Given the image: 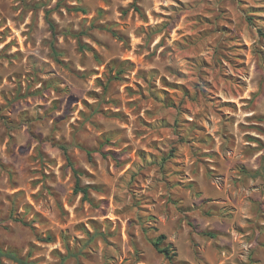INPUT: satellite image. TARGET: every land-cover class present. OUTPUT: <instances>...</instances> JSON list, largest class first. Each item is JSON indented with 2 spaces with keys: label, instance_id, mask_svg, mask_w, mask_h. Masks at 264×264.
I'll use <instances>...</instances> for the list:
<instances>
[{
  "label": "rangeland",
  "instance_id": "obj_1",
  "mask_svg": "<svg viewBox=\"0 0 264 264\" xmlns=\"http://www.w3.org/2000/svg\"><path fill=\"white\" fill-rule=\"evenodd\" d=\"M0 248L264 264V0H0Z\"/></svg>",
  "mask_w": 264,
  "mask_h": 264
},
{
  "label": "trees",
  "instance_id": "obj_2",
  "mask_svg": "<svg viewBox=\"0 0 264 264\" xmlns=\"http://www.w3.org/2000/svg\"><path fill=\"white\" fill-rule=\"evenodd\" d=\"M50 12L47 11L46 12V17L48 19L49 24L51 25V27L53 29H55V25H54V21L50 18ZM89 153H91L90 150H88ZM74 172L77 174V180H76V186H75V192L76 193H83V197L86 200L91 201L90 199V186H82L81 183V179L79 177V172L76 168H74ZM166 239V235L165 234H161L159 235L154 241L153 244L155 246V248L165 254L166 257H168L170 260H172L175 256L176 253L171 254V249L169 247H164L163 246V242ZM3 257H8L11 258L15 261H17L19 264H33L31 262H29L28 260L22 258L21 256H19L17 253H15L14 251H9V250H4L2 248H0V259Z\"/></svg>",
  "mask_w": 264,
  "mask_h": 264
}]
</instances>
